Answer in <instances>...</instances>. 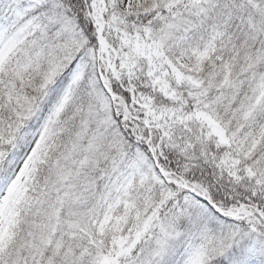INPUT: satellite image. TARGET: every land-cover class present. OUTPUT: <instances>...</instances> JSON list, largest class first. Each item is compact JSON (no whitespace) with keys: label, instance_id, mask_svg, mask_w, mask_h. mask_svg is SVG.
I'll return each instance as SVG.
<instances>
[{"label":"snow or ice","instance_id":"1","mask_svg":"<svg viewBox=\"0 0 264 264\" xmlns=\"http://www.w3.org/2000/svg\"><path fill=\"white\" fill-rule=\"evenodd\" d=\"M0 264H264V0H0Z\"/></svg>","mask_w":264,"mask_h":264}]
</instances>
